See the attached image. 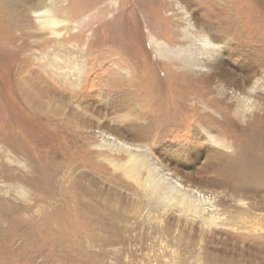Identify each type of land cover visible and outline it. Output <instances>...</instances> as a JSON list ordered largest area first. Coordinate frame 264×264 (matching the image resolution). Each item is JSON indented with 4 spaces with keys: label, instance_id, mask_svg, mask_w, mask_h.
Here are the masks:
<instances>
[{
    "label": "rangeland",
    "instance_id": "rangeland-1",
    "mask_svg": "<svg viewBox=\"0 0 264 264\" xmlns=\"http://www.w3.org/2000/svg\"><path fill=\"white\" fill-rule=\"evenodd\" d=\"M179 1L27 0L57 22L27 9L25 37L0 15V264H264V95L227 98L264 75V0Z\"/></svg>",
    "mask_w": 264,
    "mask_h": 264
},
{
    "label": "bare ground",
    "instance_id": "bare-ground-1",
    "mask_svg": "<svg viewBox=\"0 0 264 264\" xmlns=\"http://www.w3.org/2000/svg\"><path fill=\"white\" fill-rule=\"evenodd\" d=\"M26 2H27V0H0V15L10 16L12 19L17 20V22L14 23V27H11L12 31L16 28H19V29H21V32L19 33V35L23 36V37L26 36V31H24V29H25L24 28L25 27L24 21L26 20L27 9H30L32 11V13H34L37 20L42 25L54 24L57 22L56 18L54 17V15L52 13V8H42L40 6V4H35V5H29L28 4L27 5ZM125 2H126V0H125ZM179 2L181 3V8L183 10H186L185 6L182 4V1L180 0ZM138 4H139V2H138ZM217 4H219V3H217ZM11 7L17 8L16 10L19 13L14 14V13L10 12ZM128 7H129V5H128ZM122 10H123V8H122ZM12 11H14V10H12ZM125 12H126V10H125ZM137 16H138V14H137ZM132 17H133V15H132ZM0 18H2V17H0ZM118 21H120V19ZM131 22H133V21H131ZM11 26H13V25H11ZM193 26H195V25L193 24L192 19L189 18L188 26H187L188 29H193ZM186 34L189 37V39L191 41H193L194 46H196L195 48L193 47V49L196 51V58L190 59V61H191L190 64L193 67H195V69H203L204 67H207L209 64H211L212 62H214L217 59V65L214 66V69H216L215 71H217L218 62H219L218 58L221 56L223 46L214 44L212 42V38H210L207 33H204L203 30L201 32H195V31H189L188 30V31H186ZM197 55H199V57ZM210 67L212 68V66H210ZM233 82H235V81H233ZM237 85L239 88L237 87V89H231L230 96L229 95L228 96L226 95V96L229 99V103H230L229 105L236 106L235 113L239 115L238 112L244 114L245 111L249 110L252 106H254V103L256 102L255 98L258 94L264 95V75L263 74L252 75V76H250V78H248V80H246L245 83H241V84L238 83ZM214 90H215V93L217 94V96H219V97H223L225 95V92L222 88L221 89L215 88ZM257 104H259V103H257ZM105 139L114 145H118V146L122 147L123 149L131 150V152H132V149L139 151V149L143 148L139 145H134V144H131V143H128L125 141H121V140L117 139L116 137H114L110 134L105 135ZM131 155H132L131 160L137 159L136 154H134L132 152ZM131 163H133V162H131ZM151 168L159 169L156 167V165L152 166ZM168 174L169 173H167V172H164L162 174V176H163L161 178L162 182L166 183L169 181L168 183L170 184L171 191L179 193V195H181V197L184 200H187L190 203L196 205L197 203H202L203 202L202 200L210 202L211 198L213 199V196H211L209 194L202 193V191L198 190L197 188L188 187V186L184 185L183 183L179 182L177 179L171 178ZM157 184L158 183H155L154 187L152 188V189H154V191L157 188ZM158 187H162V186H158Z\"/></svg>",
    "mask_w": 264,
    "mask_h": 264
}]
</instances>
